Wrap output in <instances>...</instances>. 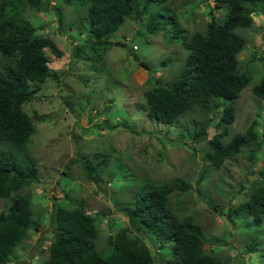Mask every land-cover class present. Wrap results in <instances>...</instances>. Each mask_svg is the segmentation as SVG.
I'll list each match as a JSON object with an SVG mask.
<instances>
[{
  "label": "trees",
  "instance_id": "1",
  "mask_svg": "<svg viewBox=\"0 0 264 264\" xmlns=\"http://www.w3.org/2000/svg\"><path fill=\"white\" fill-rule=\"evenodd\" d=\"M64 6L75 13L67 22H63ZM208 6L210 19L202 30L193 31L181 25L171 0H58L52 10L58 27L70 37L73 56L85 62L94 61L89 52L97 47L114 45L112 37L127 17L139 24L136 33L160 32L168 42L180 44L187 54L172 80H165L167 76L162 74L146 76L148 86L142 105L146 116L176 127L185 114L198 111L199 118L182 126L184 136L190 139L188 148L196 152L199 144L205 142L207 146L197 151L203 161L216 168L239 152L255 163L264 144V119L261 128L254 118L244 131L229 135L236 116V100L251 78L245 67L249 61L264 57V53L258 55L257 49L250 46L251 57L242 67L239 54L245 47V38L237 30L257 28L253 14H264V0H212ZM218 9L224 14L216 15ZM44 12L42 0H0V199L7 203V209L0 213V264H24L25 257L18 250L29 232L44 224L36 217L32 195L22 192L38 180L37 164L29 152L35 125L23 104L33 99L40 84L55 76L51 74V57L47 53L58 58L63 55L54 40L31 22V16L41 19ZM95 56L101 58L99 54ZM177 59L170 54L160 64L164 68ZM251 92L259 100L264 99V73ZM216 117L217 131L209 134V122ZM113 125L133 130L126 122ZM95 154L96 160L79 162L88 180L106 184L109 180L101 174L110 156ZM260 172L247 200L233 203L219 213L231 221L241 219L244 229L255 232L245 242V250L253 253L258 249L264 264V241H259L263 237L255 235L264 232V170ZM201 178L202 175L196 182ZM160 182L144 179L129 201L116 203L128 224L121 219L115 221L118 230L106 235L102 249L97 240L102 218L86 211L84 200L78 204L71 198L55 201L49 218L52 237L46 248L48 255L38 264H155L150 246L136 231L144 233L152 247L170 245L169 253H159L166 264H228L216 257L214 248L204 250V231L196 218L191 214L176 216L168 204L172 192L185 193L192 188L199 191L198 188L187 179Z\"/></svg>",
  "mask_w": 264,
  "mask_h": 264
},
{
  "label": "rangeland",
  "instance_id": "2",
  "mask_svg": "<svg viewBox=\"0 0 264 264\" xmlns=\"http://www.w3.org/2000/svg\"><path fill=\"white\" fill-rule=\"evenodd\" d=\"M57 1L42 0L45 12L41 19L31 16V22L41 28L44 36L54 40L63 55L58 58L47 53L51 57V74L55 76L40 84L33 99L23 104L35 125L29 152L37 164L38 180L24 187L22 192L32 195L36 217L44 222L29 232L25 244L18 250V254L25 257L24 264H38L41 258L47 257L46 248L52 237L50 213L61 199L71 198L74 204L84 200L85 210L99 220L102 218L97 239L98 248L102 249L106 235L118 230L113 224L115 221L121 219L123 224H128L118 206L131 199L144 179L161 183L176 178L192 181L193 187L199 190L172 192L168 204L176 216L191 214L200 223L205 237L204 250L214 248L216 257L227 260L228 264H261L258 249L246 252L244 245L255 232L244 229L241 219L231 221L219 212L247 200L252 183L264 170V144L258 150L255 163L242 155L243 152L226 159L219 168L203 161L197 150L206 147V143L201 142L196 152L188 148L190 139L184 136L182 127L199 118L198 111L185 114L175 127L149 119L142 107L148 86L146 76L162 74L167 76L165 80H172L187 51L180 44L168 42L160 32L136 33L139 24L127 17L112 37L115 42L122 41L124 46L114 43L97 47L96 51L89 52L95 62L91 59L85 62L73 56L70 37L58 27L52 10ZM211 1L171 0V6L177 11L182 26L191 31L202 30L210 19L208 3ZM62 11L63 22L75 16L67 6L62 7ZM223 14L222 9L216 12L218 16ZM253 16L256 29L253 26L237 30L245 38V47L239 54L242 67L251 57L250 46L257 49L258 55L264 53V14L255 12ZM170 54L179 59L163 68L160 62ZM248 63L245 68L251 78L236 100V116L229 137L244 131L254 118L261 128L264 119V99L259 100L251 92L264 73V57ZM91 65L102 70H95ZM218 117L209 122V134L217 131ZM117 121L128 123L133 130L113 125ZM95 153L110 156L101 174L109 180L106 184L88 180L79 162L96 160ZM6 209V201L0 199V213ZM134 233L150 246L155 264H166L160 254L169 253L170 245L152 247L144 233ZM255 235L263 237L258 239L260 242L264 241V232ZM208 239L215 242L210 243Z\"/></svg>",
  "mask_w": 264,
  "mask_h": 264
},
{
  "label": "water",
  "instance_id": "3",
  "mask_svg": "<svg viewBox=\"0 0 264 264\" xmlns=\"http://www.w3.org/2000/svg\"><path fill=\"white\" fill-rule=\"evenodd\" d=\"M115 45H117V46H124V44H122L121 42H115ZM141 65L144 66L143 64H141Z\"/></svg>",
  "mask_w": 264,
  "mask_h": 264
},
{
  "label": "clouds",
  "instance_id": "4",
  "mask_svg": "<svg viewBox=\"0 0 264 264\" xmlns=\"http://www.w3.org/2000/svg\"><path fill=\"white\" fill-rule=\"evenodd\" d=\"M118 42V41H117ZM134 48H136V46H134Z\"/></svg>",
  "mask_w": 264,
  "mask_h": 264
}]
</instances>
